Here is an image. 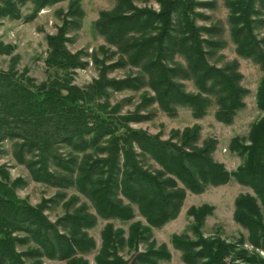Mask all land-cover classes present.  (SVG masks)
<instances>
[{
    "label": "trees",
    "instance_id": "16d2710c",
    "mask_svg": "<svg viewBox=\"0 0 264 264\" xmlns=\"http://www.w3.org/2000/svg\"><path fill=\"white\" fill-rule=\"evenodd\" d=\"M62 1L1 0L0 20L27 23L40 10ZM114 1L94 22L97 33L115 49L110 54L100 49L109 57L69 50V35L81 28L84 18L81 1L72 0L67 11H61L56 32L45 37L48 77L40 83L26 71L15 70L20 56L11 55L15 47L0 41V54L11 55L8 68L0 69V157L4 142L11 141L13 159L27 169L32 181L60 189L33 206L16 194L27 182L11 179L6 166L0 165V264H43V259L90 264L84 256L95 249V242L87 231L98 220L130 224L127 231L111 222L102 227L94 264L169 261L166 244L152 240L153 229L176 219L187 192L202 194L231 180L251 190L234 199L232 215L246 236L232 242L205 236L204 222L214 207L201 204L186 211L192 219V236L173 234L170 243L181 252L184 264H264L256 251L264 252V75L255 93L262 117L251 125L245 139L236 137L229 143V151L242 158L233 171L213 158L217 141L201 142L197 124L172 130L167 140L133 129L131 124L151 118L153 113L147 109L155 104L169 117L185 107L194 119H201L214 103L215 119L230 125L245 106L248 90L241 85L238 60L221 68L209 63L219 59L225 48L223 28L198 25L197 19L206 17L197 10L213 8L215 0H156L158 11L137 7L132 0ZM223 1L236 55L264 72V36L258 38L264 29V0ZM27 4L32 9L23 16L21 8ZM118 53L120 58L112 63ZM87 58L98 75L79 88L74 74L87 68ZM128 65L138 69L134 76L110 77ZM181 81H191L196 91H184ZM144 88L151 96L133 112L120 113L128 100L111 105L113 93ZM148 161L157 168L149 167ZM69 189L79 195L66 198ZM79 196L86 202H80ZM60 202L65 212L52 222L46 211ZM136 213L142 220L134 221ZM139 245L144 249L139 251ZM124 249L134 253L130 261L121 256Z\"/></svg>",
    "mask_w": 264,
    "mask_h": 264
},
{
    "label": "rangeland",
    "instance_id": "374dc122",
    "mask_svg": "<svg viewBox=\"0 0 264 264\" xmlns=\"http://www.w3.org/2000/svg\"><path fill=\"white\" fill-rule=\"evenodd\" d=\"M1 1V0H0ZM72 0H64L51 7H47L38 12L36 18L30 22H23V20H0V41L4 45H13L15 47L11 55H19L20 61L15 70L18 72L26 71V76L31 77L36 83L45 81L48 77L45 67V58L47 55V43L46 35H52L56 32L57 27L61 24V11L65 13L68 5ZM81 6L84 11V18L81 24V28L78 31L71 32L70 43L68 48L71 52L83 51L84 53L98 54L99 58H108L111 51H114V47L106 44L104 38L100 36L94 27V22L98 18L99 12L103 10H109L114 5V0H80ZM137 7L152 8L156 11L159 10V5L156 0H132ZM201 2L212 0H198ZM31 4H27L21 8L23 16L28 15L31 12ZM202 13L204 20L197 19L198 25H216L223 28L222 39L226 42L225 48L222 49L218 55L219 59L210 60L209 63L216 64L217 67H223L228 61L234 59L239 62V71L242 74L241 85L248 90V94L244 98L245 106L239 110L233 122L230 125H224L218 122L215 117L216 106L213 103L207 110V113L201 119H194L191 115V111L185 107L177 108V115L175 117H169L162 111H160L157 105H153L147 112L153 113L151 118L141 123L131 124L133 129H141L151 135H160L161 140H167L170 137V132L173 130L182 131L186 127H191L197 124L201 127V142L206 139H215L217 141L216 150L213 153V158L223 163L228 171L235 170L242 162V158L237 154L229 151V143L233 138L245 139L248 135L249 129L254 122H257L263 115L257 107L255 102V93L258 83L264 72L258 65L252 61L240 58L235 53V45L231 41L228 28V13L229 10L226 7L223 0H215L213 8H202L197 10ZM264 36V29L260 31L258 38ZM206 38V37H205ZM109 50L108 55H104L101 52ZM101 52V53H100ZM11 55L0 54V69L6 70L9 65ZM120 58L119 53L111 58L112 63L116 62ZM89 65L84 70H78L74 74V84L79 88H83L97 78L98 71L92 65L90 58H87ZM177 61L184 64L180 58ZM138 72V69L131 66H125L118 68L110 74V77L116 79H123L129 75L134 76ZM185 86L184 91L195 92L191 81H181ZM151 96L150 91L147 88L140 91H120L113 93L110 102L114 104L121 103L128 100V104L123 106L121 114L133 112L139 105H142L143 99ZM142 103V104H141ZM4 154L0 157V165L6 166V170L9 172L11 179L23 178L27 183L24 187L16 190L17 197L26 201L27 203L35 206L38 205L42 199H49L56 195L60 189L50 187L46 184L37 183L31 180L27 169L16 163L12 157V142L6 141L3 144ZM147 165L152 168H157V165L153 161H148ZM67 197L70 195H79L74 189L66 191ZM251 193V190L247 187L241 186L234 180H231L228 184L219 187H208L202 194H192L187 192L185 200L183 201L182 208L176 219L168 222L160 229H153L152 240L156 245L166 244L171 258L169 261H162L158 264H184L181 259V252L173 248L170 243V238L173 234H180L187 232L192 236L189 227L192 219L186 215V211L190 206H199L201 204H209L214 207V211L211 216H208L204 222L202 232L205 236H220V238L226 239L229 242L239 238L240 235L246 236V231L243 230L238 224L233 221L234 199L239 194ZM80 197V196H79ZM80 202H86L83 197H80ZM57 205V204H56ZM63 202L57 206H50V209L46 211V214L50 221L55 222L57 218L64 214ZM264 217V210H262ZM137 215V213H136ZM135 220H142L138 215ZM113 223L115 228H122L127 231L130 223H121L119 221H102L98 220L97 225L88 230V234L93 238L95 242V249L84 258L89 261L90 264H94V256L100 246V231L102 227L107 223ZM246 249L251 250L252 247L245 245ZM25 248H19L21 251ZM144 246L139 245L138 250L141 251ZM257 253L264 258V252L256 250ZM121 256L130 261L133 256V252H128L124 249L120 252ZM43 264H59L56 261H49L43 259Z\"/></svg>",
    "mask_w": 264,
    "mask_h": 264
}]
</instances>
